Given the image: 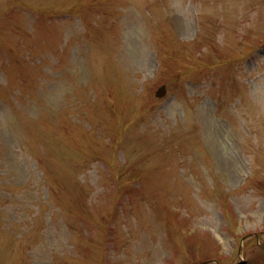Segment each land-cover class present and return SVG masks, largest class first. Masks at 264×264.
<instances>
[{"label": "rangeland", "instance_id": "rangeland-1", "mask_svg": "<svg viewBox=\"0 0 264 264\" xmlns=\"http://www.w3.org/2000/svg\"><path fill=\"white\" fill-rule=\"evenodd\" d=\"M0 264H264V0H0Z\"/></svg>", "mask_w": 264, "mask_h": 264}, {"label": "water", "instance_id": "water-1", "mask_svg": "<svg viewBox=\"0 0 264 264\" xmlns=\"http://www.w3.org/2000/svg\"><path fill=\"white\" fill-rule=\"evenodd\" d=\"M163 92V87L160 88V91L157 92V94H161Z\"/></svg>", "mask_w": 264, "mask_h": 264}]
</instances>
